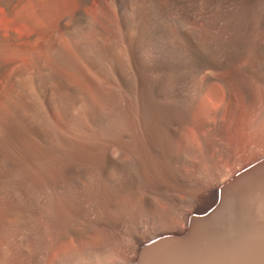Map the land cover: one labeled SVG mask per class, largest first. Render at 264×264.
I'll use <instances>...</instances> for the list:
<instances>
[{"label":"bare ground","instance_id":"1","mask_svg":"<svg viewBox=\"0 0 264 264\" xmlns=\"http://www.w3.org/2000/svg\"><path fill=\"white\" fill-rule=\"evenodd\" d=\"M0 103V264H264V0H0Z\"/></svg>","mask_w":264,"mask_h":264},{"label":"rangeland","instance_id":"2","mask_svg":"<svg viewBox=\"0 0 264 264\" xmlns=\"http://www.w3.org/2000/svg\"><path fill=\"white\" fill-rule=\"evenodd\" d=\"M16 104L18 105V103L16 102ZM17 105H15V109H16V111L17 112H14L15 110H13L12 108H9L10 107V105H4V103H0V106H1V108L4 110V109H6V107H8L9 108V110L11 111H9L8 109H6V111L4 110V112H3V110L2 109H0V113L1 112H3L2 114H1V116H0V120H3V121H5L7 118H8V116L9 115H6V114H10V116H9V118H11L10 119V122L13 120V122H14V119L16 120H18V106ZM13 111V112H12ZM5 113V114H4ZM13 113H14V115H13ZM12 114V115H11ZM17 116H16V115ZM3 116H5V117H3ZM13 116H14V118H13ZM3 118H6V119H3ZM16 120V121H17ZM3 121H0V124L3 122ZM9 122V119H7V121H5V122H3V123H5L6 125H4L3 123L0 125V128L2 127V126H6V127H2V128H5L4 130H2V129H0L1 131H0V135H4L7 131H6V128H7V130H8V127L9 128H12V129H14L15 128V131L16 132H13L14 130H12L11 132H10V129H9V131L6 133V134H9V137H8V135L6 136V134H5V139H4V136H3V138L1 137L0 138V157H2V156H4L5 155V157H8V155H9V157L11 156V157H13V158H17V156H19L20 154H21V151H20V149H19V145H18V147H17V145H15L14 143H16V144H18V139L17 138H19V140H20V135L19 134H16V133H18V121H17V125H16V127L14 126L15 125V123H13V122H11L12 124L11 125H13L12 127H11V125H9L10 124V122ZM17 129V130H16ZM5 131V132H4ZM12 132H13V136L11 135L12 134ZM16 135H18V136H16ZM14 136H16V138H14ZM13 138V139H10V138ZM6 138H8V139H6ZM9 139H10V143H9ZM15 139H17L16 141H15ZM15 141V142H13V141ZM3 142V143H2ZM9 143V144H8ZM11 143H12V145H11ZM15 145V146H14ZM4 146V147H3ZM8 146H10V147H12L11 148V151L9 150V148L10 147H8ZM6 147V149H4ZM14 148V149H13ZM15 148H17L18 150H16ZM8 151H10V152H8ZM18 151V152H17ZM7 152V153H6ZM16 153L15 155H13L12 153ZM19 152H20V154H19ZM6 154H8L7 156H6ZM19 154V155H18ZM15 156V157H14ZM20 157V156H19ZM18 157V158H19ZM215 207V206H214ZM214 207H212L210 210H212ZM93 238H95V236L93 237ZM61 248L62 249H64V248H66V246H61ZM49 252V251H48ZM47 252V255H46V257H45V263L44 264H53L54 263V261H55V259H56V251L54 252V250H52V251H50L49 253ZM53 257V258H52ZM53 259H54V261H53ZM108 259H101L100 261V263H102V264H119L118 263V261L117 260H115V259H111L110 261L108 260ZM112 260H114V261H112ZM52 261H53V263H52ZM117 261V262H116ZM50 262V263H49ZM116 262V263H115Z\"/></svg>","mask_w":264,"mask_h":264}]
</instances>
